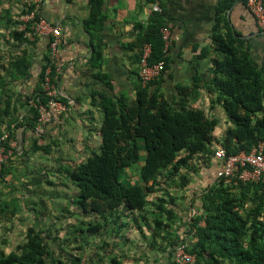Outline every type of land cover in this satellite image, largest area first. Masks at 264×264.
Listing matches in <instances>:
<instances>
[{
	"label": "trees",
	"instance_id": "1",
	"mask_svg": "<svg viewBox=\"0 0 264 264\" xmlns=\"http://www.w3.org/2000/svg\"><path fill=\"white\" fill-rule=\"evenodd\" d=\"M20 1L24 2L20 15L34 10V0H0V27L8 32L11 44L18 48L7 56L0 54V135L7 133L10 139L24 124L35 131L41 111L48 109L47 99L38 87L21 103L29 106V116L24 124H16V109L9 92L14 81L29 76L32 59L27 48L34 42L24 38L30 25L27 24L24 31H16L18 21L13 19L9 8L2 7ZM104 1L89 0V16L83 23L91 38L90 62L94 68L102 65L103 43L99 34L106 22L102 12ZM234 1L221 0L219 12H224ZM221 21L219 18L211 36L216 55L211 59L213 77L207 91L215 93L212 103L221 106L230 126L225 129L222 139L216 138L218 119L210 117L200 107L188 105V100L170 103L158 87L160 77L138 89L131 103L123 96L116 99L103 97L98 150L84 162L63 170L79 191V199L74 203L85 215L102 217V222L93 220L87 224L90 234L105 228L104 224L117 210L123 209L127 215H140L147 213L149 205L157 210L152 212L153 236L160 234L164 228L169 229L176 223L175 198L172 193H165L167 204L159 198V204H155L156 201L150 202L148 196L159 193L162 185L167 190L175 186V192L183 191L200 170L208 169L217 148H222L227 155H236L249 153L259 142H264V57L258 63L243 41L227 32L221 34ZM163 27L167 26L161 8L150 15L145 27H140L137 41L151 45L150 63L163 61L166 66L160 34ZM49 64L47 52L39 75L40 83ZM190 90L179 89L182 95ZM31 101L34 106L29 105ZM8 117L7 130L2 131L3 120ZM140 142L145 154L138 180L124 183L120 181L121 174L140 160ZM33 146L39 149L36 142ZM195 160L200 162L196 165ZM4 168L5 164H2L0 179L6 172ZM197 194L194 193L189 202L195 215L189 225L193 232L192 243L186 249L195 256V264H264L263 184L242 183L233 175L229 184L216 179ZM0 214L4 218L13 215L4 203L0 206ZM109 222L114 224L117 220ZM45 233L47 231L27 228L23 242L11 252L6 254L0 249V264H81L76 257L69 256L68 261L64 260L66 253L60 247L55 252L49 242H55V238ZM174 238L168 242L171 250L179 243H186L180 235H174ZM109 264L124 263L113 256L109 258Z\"/></svg>",
	"mask_w": 264,
	"mask_h": 264
},
{
	"label": "crops",
	"instance_id": "2",
	"mask_svg": "<svg viewBox=\"0 0 264 264\" xmlns=\"http://www.w3.org/2000/svg\"><path fill=\"white\" fill-rule=\"evenodd\" d=\"M35 1L40 5V16L62 28V41L58 46L62 64L58 88L60 100L67 104V111L59 114L49 107L41 111L35 131L24 124L29 116V106L21 103L35 89L41 87L39 75L44 56L48 52V38L36 37L34 44L27 48L32 59L29 76L14 81L9 92L13 99L12 105L16 109V124L23 123L24 126L18 128L14 132V138H11L15 146L12 155L5 162L4 177L0 179V206L6 204L8 211L13 213L8 218L0 214L1 228H13L14 223L24 220L25 217L19 214L29 209L30 205L33 208L35 199H40V192L45 194L47 189L56 188L54 203L58 208L63 206V202L67 203L69 184L57 186L41 159L45 162L49 159L55 166L59 164L70 167L84 162L92 152L98 150L101 144L99 130L103 119V97L116 99L123 96L131 103L137 90L142 87L138 79V60L142 44L137 39L140 27L147 25L155 5L160 7V11L162 8L170 32V43L165 53L166 66L158 79V87L170 103L185 99L188 100V105L200 107L210 117H216L219 124L214 135L218 139H222L225 129L230 126L221 106L212 103L216 98L215 93L207 91L213 77L211 59L216 55L211 36L218 19H222L221 34L227 32L243 41L249 47L252 58L258 63L264 57V32L259 30L242 0H235L224 12H219L221 0H105L102 12L106 16V22L99 34L103 43L102 65L94 68L90 62V34L83 27L89 16V0H34L33 3ZM23 3L20 1L3 5H8L4 9L9 8L13 19L18 21L15 29L18 32L22 25L19 17L26 14L20 15L21 12L15 8L19 9ZM1 39L8 51L18 50L11 44L13 42L10 35L2 27ZM180 88L191 90L182 95ZM7 121L9 117L4 118L2 131L7 130ZM34 142L38 150L34 148ZM139 148L140 154H145L141 142ZM33 158L35 161H32ZM37 163H41L42 167L39 165V168ZM28 165L36 167L25 169L26 174L22 175L23 167ZM125 171L128 172V169ZM53 175L57 177L58 174L53 171ZM217 176L218 166L212 159L208 169L200 170L183 191L177 192L190 195L192 199L194 193H198V196L203 190L200 188L211 185ZM127 179L129 180L128 175ZM137 180L138 175H134L131 183ZM173 192L177 193L175 190ZM72 209L74 212L78 210L77 207ZM63 218L65 220L64 216L59 220L62 221ZM191 234L189 232L186 238L189 243Z\"/></svg>",
	"mask_w": 264,
	"mask_h": 264
},
{
	"label": "rangeland",
	"instance_id": "3",
	"mask_svg": "<svg viewBox=\"0 0 264 264\" xmlns=\"http://www.w3.org/2000/svg\"><path fill=\"white\" fill-rule=\"evenodd\" d=\"M5 7H8V5L3 6V8ZM22 8L23 4L20 5L19 9H15L20 13ZM0 43L1 55H9L11 51H8L5 47L4 40L1 39ZM34 159L32 161H35ZM41 160L44 162V167L48 171L49 176L57 182V186L69 184V199L67 198V203L63 202V206L58 208L57 204L54 203L56 188L47 189L46 195L40 192V199H35L36 203L34 207L32 208V205H30L29 209L19 214V216L25 217L24 220L22 219L20 222L14 223L13 228L0 227V249L3 251L10 252L19 243H22L25 231L29 227L47 231L45 234H50L51 238H55V242L49 241L55 252H58V247H60L66 253L64 260L68 261L69 256L76 257L80 259L81 264H109V258L113 256L119 257L124 264H167L169 263L171 252L168 242L171 239H175L174 235L180 234V237L185 239L186 244L189 247L191 246L193 232L190 231L189 225L191 224V218L195 215V211L190 208L192 206L189 207L188 205L191 202L190 195L186 196L178 194V192L173 194L175 186L167 190L166 186L162 185L159 193L148 196L150 202L156 201L155 204H159V199H163L164 203L167 204L168 196L164 194L172 193L174 195V202L177 205L175 207L176 223L171 224L169 229L164 228L160 234L153 236L154 218L152 212L154 213L157 210L152 205H149L146 209L147 213H140V215L136 213L127 215L123 209L117 210L113 212L114 214H111L108 222L104 224L105 228L97 234H90L87 230V224L93 220L102 222V217L89 214L85 216L82 208H79L74 203V201L79 199V191L63 172L69 166L58 164V167L53 162H50L49 159H47V162L44 159ZM143 161L144 154L141 152L139 162L131 166L128 172L124 171L120 176V181L124 183L131 182L134 175H138ZM200 161L195 160L194 163L197 165V162ZM37 164L38 167L39 165L42 167L41 163ZM32 167L36 166L28 165L27 167H23L22 175L26 174L25 169L29 170ZM71 167L73 166L69 168ZM53 171L58 174L57 177L53 175ZM127 175L129 176V180L127 179ZM42 201H46L47 203L44 204ZM72 207H77V212H74ZM63 209H65V212H63ZM125 213L126 215H124ZM104 215L108 216L106 213ZM62 216L65 217V220L63 218L61 221L59 219ZM162 219L166 223L165 215L162 216ZM110 220H117L114 223L116 226L110 223ZM118 225L120 227H117ZM189 232L192 233L190 237L191 243L186 239ZM168 233H171V236ZM2 241L5 243L2 244Z\"/></svg>",
	"mask_w": 264,
	"mask_h": 264
},
{
	"label": "built area",
	"instance_id": "4",
	"mask_svg": "<svg viewBox=\"0 0 264 264\" xmlns=\"http://www.w3.org/2000/svg\"><path fill=\"white\" fill-rule=\"evenodd\" d=\"M33 11L19 17L22 25L19 30L26 29L25 24L30 25V31L26 32L25 38L33 41L36 37L48 38L47 50L49 53L50 64L45 69L41 79L42 95L47 99V107L56 113L62 114L67 111V104L62 102L58 88V77L62 67L59 59L58 46L62 41V28L54 26L40 16V5L35 1ZM245 6L252 14L259 30L264 32V0H246ZM160 11L158 5L154 6V12ZM36 18L38 20H36ZM163 42V51L166 53L170 43V32L168 27L160 30ZM152 47L145 43L142 45L138 60V79L142 88L147 87L151 82L158 79L164 72L165 64L163 61L150 63ZM54 72V73H53ZM34 106V103H30ZM15 144L7 133L0 135V171L2 164L12 155ZM214 159L218 166V177L224 184L231 181L233 175L243 183H263L264 191V142H259L249 153L240 152L236 155H227L224 150L217 149L214 152ZM187 244L179 243L171 256L168 264H195V257L187 252Z\"/></svg>",
	"mask_w": 264,
	"mask_h": 264
},
{
	"label": "bare ground",
	"instance_id": "5",
	"mask_svg": "<svg viewBox=\"0 0 264 264\" xmlns=\"http://www.w3.org/2000/svg\"><path fill=\"white\" fill-rule=\"evenodd\" d=\"M217 149H222V148H217ZM217 149H216V150H217ZM216 150H215V151H216ZM222 150H223V149H222ZM215 151H214V152H215ZM213 159H214V155H213ZM214 161L216 162L215 159H214ZM216 163H217V162H216ZM217 179H219L218 176H217ZM242 183H243V182H242ZM258 183H259V182H258ZM261 183H262V182H261ZM228 184H229V183H228ZM253 184H257V183H253ZM262 184H263V183H262ZM263 192H264V191H263ZM173 251H174V250H171V255H170V257L172 256ZM193 256H194V255H193ZM194 257H195V256H194Z\"/></svg>",
	"mask_w": 264,
	"mask_h": 264
}]
</instances>
